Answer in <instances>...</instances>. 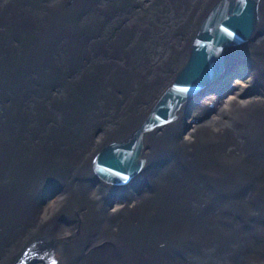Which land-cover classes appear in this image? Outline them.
<instances>
[{
  "label": "bare ground",
  "instance_id": "bare-ground-1",
  "mask_svg": "<svg viewBox=\"0 0 264 264\" xmlns=\"http://www.w3.org/2000/svg\"><path fill=\"white\" fill-rule=\"evenodd\" d=\"M217 1L0 0V264H264V0L251 37L224 47L215 92L141 131L126 184L92 171ZM237 61L251 80L223 95Z\"/></svg>",
  "mask_w": 264,
  "mask_h": 264
},
{
  "label": "water",
  "instance_id": "water-1",
  "mask_svg": "<svg viewBox=\"0 0 264 264\" xmlns=\"http://www.w3.org/2000/svg\"><path fill=\"white\" fill-rule=\"evenodd\" d=\"M258 1L218 0L211 7L191 43L185 65L145 120L127 139L105 146L94 158L92 171L98 178L112 184H126L142 165L139 158L141 131L172 120L185 100L214 88L212 82L223 74L224 47L251 37L259 18ZM178 252L179 246L176 247Z\"/></svg>",
  "mask_w": 264,
  "mask_h": 264
},
{
  "label": "rangeland",
  "instance_id": "rangeland-1",
  "mask_svg": "<svg viewBox=\"0 0 264 264\" xmlns=\"http://www.w3.org/2000/svg\"><path fill=\"white\" fill-rule=\"evenodd\" d=\"M239 64H240V66H238V67H236L233 71H231V72H229L228 74H230L227 78H224L225 80H227V82H228V86H227V88L226 87H221V88H223V95L225 94V93H227V92H230L231 91V87H230V85H232V83L233 82H238L239 84H241V85H247V81H249V80H251V78L250 77H252V75H251V69L249 68V66H248V64L245 62V61H237ZM227 74V75H228ZM262 78L261 77H257L256 79H254V83L253 84H251L249 87H248V89H247V91H252L251 93H254V91L253 90H255V89H257V88H259V86H262L263 85V82H262V80H261ZM264 81V80H263ZM249 83V82H248ZM214 88H213V90H210L209 92H207L206 94H204V95H202V96H205V95H207V94H211V93H213V92H215V88H216V85H212ZM230 87V88H229ZM220 89V88H219ZM202 96H200V98L202 97ZM113 194L114 193H110L109 194V196H108V198H110V197H112L113 196ZM117 194V193H116ZM113 201H114V199H113ZM77 216V215H76ZM61 218H62V216H61ZM77 220H78V218H76ZM53 238V237H52ZM51 239V237L50 236H48V235H46V234H42V235H40L38 238H36L33 242H32V244H37L40 240H42V241H44V242H47V241H49ZM19 262L20 261H23V260H21V259H19L18 260Z\"/></svg>",
  "mask_w": 264,
  "mask_h": 264
}]
</instances>
